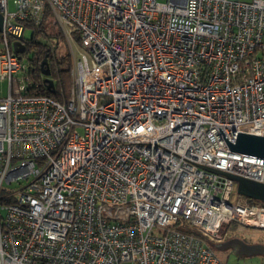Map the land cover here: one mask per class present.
Returning <instances> with one entry per match:
<instances>
[{
	"label": "built area",
	"instance_id": "2783aa9c",
	"mask_svg": "<svg viewBox=\"0 0 264 264\" xmlns=\"http://www.w3.org/2000/svg\"><path fill=\"white\" fill-rule=\"evenodd\" d=\"M12 1L13 11L9 9ZM58 22L72 52L64 103L28 92L10 43ZM0 264H222L225 226L264 230V0H0ZM75 40V39H74Z\"/></svg>",
	"mask_w": 264,
	"mask_h": 264
},
{
	"label": "rangeland",
	"instance_id": "374dc122",
	"mask_svg": "<svg viewBox=\"0 0 264 264\" xmlns=\"http://www.w3.org/2000/svg\"><path fill=\"white\" fill-rule=\"evenodd\" d=\"M239 1L245 3L251 2V0H239ZM9 9L10 11H13L14 9L12 5V1H9ZM52 23H54V27H50V25L48 26V23H46L47 25H44L45 30L49 33V35H53L54 33L58 32L61 37L60 39H62L63 42L62 41L57 42L55 38L47 39L42 35H39L36 38V41L41 45L52 48L55 51V55L57 59H61L63 57L65 59L68 58L71 60V64H72V52L74 53V55H77L78 51L80 50L78 34H75L76 38L78 39V42L74 40V37L71 42L67 41L61 25L55 21H53ZM31 35H32V31L26 30L24 32L22 41L24 42L29 41ZM22 41L13 40L10 43V48L13 53L22 52L23 48L25 47ZM65 67H66L65 63L60 64V69H64ZM41 76H42V80L44 79L54 80L55 86L58 88L57 80L52 75L44 76L42 74ZM70 85H71V81L69 76V89H70ZM7 93H8V83L6 80H2L0 81V98L5 97ZM238 199H240L242 203L248 202L246 198L240 197L235 192L232 196L231 202H237ZM223 233L225 235V240L226 239L229 240L236 237L241 240L251 242L253 244L259 243L264 245V230L250 229L232 224L229 226H225L223 230L220 232V234ZM206 244L212 249L213 253L222 264H264V258L261 256H249V257L239 256L232 249L218 250L216 249V245L218 244L212 240H208Z\"/></svg>",
	"mask_w": 264,
	"mask_h": 264
},
{
	"label": "trees",
	"instance_id": "16d2710c",
	"mask_svg": "<svg viewBox=\"0 0 264 264\" xmlns=\"http://www.w3.org/2000/svg\"><path fill=\"white\" fill-rule=\"evenodd\" d=\"M52 19L47 14L44 16V20L41 25H34L30 22L24 24V32L26 30H31L32 35L29 41H22L23 35L18 39L22 41L25 45L22 52L16 53L18 56L23 57L26 61V67L28 68V77L29 81L26 83L28 92H35L40 95L47 96L55 101L60 103H64L69 97V76L72 68L71 60L65 59L64 57L61 59H57L55 55V51L48 47L37 43L36 38L39 35L44 36L47 39L55 38L57 42L62 41L60 39V34L54 33L53 35H49V33L45 30V26L48 23V26L54 27V23H52ZM75 41L78 42V39L75 36ZM2 40L0 36V50L2 48ZM44 60L46 63L44 64ZM65 63V68L60 69V64ZM48 70L49 75H52L58 83V88L55 86L54 80L49 79V81L53 82V91L48 89L47 84L42 80V70ZM48 80V79H47ZM248 204H255L258 202L247 200Z\"/></svg>",
	"mask_w": 264,
	"mask_h": 264
},
{
	"label": "water",
	"instance_id": "95a60500",
	"mask_svg": "<svg viewBox=\"0 0 264 264\" xmlns=\"http://www.w3.org/2000/svg\"><path fill=\"white\" fill-rule=\"evenodd\" d=\"M3 30V17L0 15V33ZM46 60H44V64ZM44 76L49 75V71L42 70ZM48 89L53 91V82L47 79L44 80ZM224 141L226 142L230 151L240 154H246L250 156H256L264 158V137L249 135L244 133H238L235 142L230 143L225 137L222 129L218 128ZM200 168L209 170L215 174L224 176L236 184V193L240 197H244L247 200H252L264 204V184L255 182L249 179H245L239 176H235L229 173H225L219 170H215L209 167L202 166ZM218 250L232 249L239 256H264V245L262 244H247L241 239L233 238L223 243L216 245Z\"/></svg>",
	"mask_w": 264,
	"mask_h": 264
},
{
	"label": "crops",
	"instance_id": "0c3cea01",
	"mask_svg": "<svg viewBox=\"0 0 264 264\" xmlns=\"http://www.w3.org/2000/svg\"><path fill=\"white\" fill-rule=\"evenodd\" d=\"M234 238H236V237H234ZM233 239V238H232ZM237 239H239V238H237ZM225 241H227V239L225 240ZM225 241H222V242H220V243H223V242H225ZM220 243H217V244H220ZM259 244V243H258ZM263 245V244H262ZM261 257H263L264 258V256H261Z\"/></svg>",
	"mask_w": 264,
	"mask_h": 264
},
{
	"label": "flooded vegetation",
	"instance_id": "af4514ba",
	"mask_svg": "<svg viewBox=\"0 0 264 264\" xmlns=\"http://www.w3.org/2000/svg\"><path fill=\"white\" fill-rule=\"evenodd\" d=\"M245 243H247V244H253V243H251V242H248V241H245V240H243Z\"/></svg>",
	"mask_w": 264,
	"mask_h": 264
}]
</instances>
